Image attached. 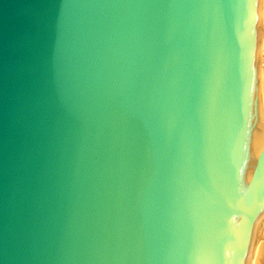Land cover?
<instances>
[{
  "label": "water",
  "instance_id": "1",
  "mask_svg": "<svg viewBox=\"0 0 264 264\" xmlns=\"http://www.w3.org/2000/svg\"><path fill=\"white\" fill-rule=\"evenodd\" d=\"M257 4L0 0V264L245 263Z\"/></svg>",
  "mask_w": 264,
  "mask_h": 264
},
{
  "label": "bare ground",
  "instance_id": "2",
  "mask_svg": "<svg viewBox=\"0 0 264 264\" xmlns=\"http://www.w3.org/2000/svg\"><path fill=\"white\" fill-rule=\"evenodd\" d=\"M257 49L258 64L261 50H264V0L257 4ZM257 100L259 115L264 116V72L257 70ZM258 117L253 132V153L256 156L264 141V123ZM244 264H264V210L253 225L251 237L246 251Z\"/></svg>",
  "mask_w": 264,
  "mask_h": 264
},
{
  "label": "rangeland",
  "instance_id": "3",
  "mask_svg": "<svg viewBox=\"0 0 264 264\" xmlns=\"http://www.w3.org/2000/svg\"><path fill=\"white\" fill-rule=\"evenodd\" d=\"M259 67H260V70L264 72V50H261L260 52L258 68Z\"/></svg>",
  "mask_w": 264,
  "mask_h": 264
}]
</instances>
